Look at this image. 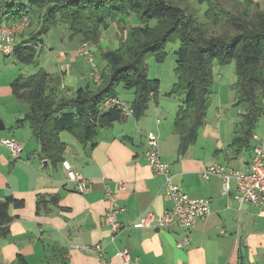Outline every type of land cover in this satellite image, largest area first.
Listing matches in <instances>:
<instances>
[{"label":"crops","instance_id":"1","mask_svg":"<svg viewBox=\"0 0 264 264\" xmlns=\"http://www.w3.org/2000/svg\"><path fill=\"white\" fill-rule=\"evenodd\" d=\"M12 21L14 19L3 16L0 24L8 25ZM110 30L113 33L106 37ZM29 34L30 30H26L16 41L28 39ZM117 34L116 24L109 22L103 30L100 46L107 42L113 48L118 47ZM75 38L79 40L67 48L68 52L60 50L55 57L54 70L43 66L51 73H63V90L69 94L93 79L91 64L80 51L83 37ZM51 59L54 60L52 55L49 61ZM230 65L235 67L233 63ZM224 68L215 66V77L225 79ZM229 72L228 81L222 80V83L231 92L228 100L235 104L232 84L237 74L235 68ZM170 78L171 84L164 85L166 95L151 103L145 116L139 119L127 116L103 127L95 139V147L84 146L73 135L65 141L68 145L65 160L90 182L84 192L68 180L62 164L54 166L49 162L48 167H44V160L39 156L40 146L28 136L26 126L22 128V135L18 132L14 136L16 131L13 132V139L23 145V151L19 156L11 152L22 162L15 164L11 172L26 167L30 175L13 178L0 173V202L8 195L25 202L22 207L12 206L11 214L15 217L8 224L9 232L3 235L0 228V264H17L19 254L29 264H55L50 262L49 256L57 248L68 250L67 264H264V207L238 201L235 179L231 181V193L224 194L220 178L203 176L204 169L215 162L237 169L250 165L252 156L243 159L241 165L227 163L234 160L230 144L239 117L228 109L223 114L217 108L206 118L196 143L181 154L174 119L183 97L177 102L170 101L172 96L167 94L177 82L175 72ZM12 81L13 78L10 83ZM23 114L24 111L19 116ZM148 131L159 136L162 159L170 164L173 182L193 197L212 200L211 213L189 230L158 225V217L170 203L163 196L164 177L153 171L145 157ZM4 136L7 134L0 133V138ZM261 139H264V130L258 128L255 140ZM5 148L12 151L10 147ZM108 192L117 197L123 208L117 215L121 225L117 231L104 220L109 209ZM56 195H59L57 202L51 201ZM41 197H45L46 202L39 208ZM185 234L188 242L179 247ZM95 244L103 247L105 259L88 250ZM125 249L126 256L121 254Z\"/></svg>","mask_w":264,"mask_h":264},{"label":"trees","instance_id":"2","mask_svg":"<svg viewBox=\"0 0 264 264\" xmlns=\"http://www.w3.org/2000/svg\"><path fill=\"white\" fill-rule=\"evenodd\" d=\"M198 1L207 5L206 22L198 20L197 11L186 0H0V19L8 16L19 20L22 15L30 19L26 29L30 30L29 38L17 41L14 51L6 56L38 68L34 74L20 73L11 87L16 99L28 105L18 125L29 124L40 146V158L54 166L62 164L68 146L61 138L65 131L84 146L95 147L103 127L128 116L119 105L103 107L109 98L131 107L130 116H145L151 103L158 102L161 80L149 76L144 59L153 55L157 62H164L167 44L177 40V82L168 94L183 97L174 119L179 152L186 153L196 143L206 122L218 61L221 66L235 65L234 105L242 108L230 144L231 155L237 159L245 150H252L253 156L257 124L264 117V1ZM133 16L138 23H126L125 17ZM109 20L117 21L122 30L117 48L100 46ZM63 23L72 35H82L83 42L99 49L105 61V68L100 70L90 45L100 79H92V86L79 87L72 94L63 90V73L47 71L39 56L42 35ZM121 84L134 89L131 104L117 96ZM58 197L51 201L57 202ZM45 202V197L39 198L38 207ZM24 204L13 195L0 202L3 235L9 232L8 224L15 217L12 206ZM67 252L66 248L53 249L50 262L67 264ZM17 264L29 263L19 254Z\"/></svg>","mask_w":264,"mask_h":264},{"label":"built area","instance_id":"3","mask_svg":"<svg viewBox=\"0 0 264 264\" xmlns=\"http://www.w3.org/2000/svg\"><path fill=\"white\" fill-rule=\"evenodd\" d=\"M29 22V17L27 15H22L19 20H14L8 25H0V35L2 39L0 42L1 53L9 55L14 51L17 36L27 29ZM80 51L87 57L91 64V78L98 82L100 74L89 43L86 41L83 42ZM114 105H119L126 115H133L132 108L116 98L107 99L103 107L108 108ZM3 143L11 148L15 156H18L23 150V145L15 140L4 139ZM145 157L153 171L164 177L163 196L170 203V206L158 217L159 227L170 228L172 226H179L189 230L194 227L200 219L205 218L211 213V198L193 197L182 191L180 186L173 182L170 164L162 159L159 136L154 131L147 132ZM62 166L66 171L68 180L75 183L77 190L84 192L88 189L89 180L80 171L74 169L69 160H64ZM203 176L205 179H210L212 177L220 178L224 194L231 193V181L235 179L238 188L235 197L238 201L242 203L249 202L264 207V139L257 140L251 163L246 169H237L215 162L204 169ZM120 185L123 187L122 182ZM107 198L109 200V209L104 216V220L114 231H117L121 228L117 220V215L123 208L118 204L117 197L111 192L107 193ZM187 242L188 235L185 234L183 241L179 242L178 246L182 247ZM73 246L79 245L74 244ZM88 250L94 251L99 258L105 259L103 247L101 245L95 244L92 248H88ZM121 254L126 256L127 250L121 251Z\"/></svg>","mask_w":264,"mask_h":264},{"label":"rangeland","instance_id":"4","mask_svg":"<svg viewBox=\"0 0 264 264\" xmlns=\"http://www.w3.org/2000/svg\"><path fill=\"white\" fill-rule=\"evenodd\" d=\"M186 1L191 5L192 8H194L197 11L198 20L200 22H206L207 17L205 12L207 9V5L205 3L201 4L198 0H186ZM254 1L263 2L264 0H254ZM125 21L126 23L129 24L138 23V21L136 20V18H134V16L133 18L125 17ZM109 22L111 23L114 22L116 24L119 30V34H117V37L119 38L118 40L120 42L122 30L119 27L118 22L113 20L112 21L109 20ZM109 33L112 34L113 31L112 30L108 31L107 34H105V36L108 35ZM76 36L78 35H72L66 23L57 25L56 27L52 28L48 33L43 34L41 37L43 42L42 45H40L41 47L39 51L40 60L41 63L43 64L42 66H44L48 70H54L56 68L55 57H57L60 54V50L63 51L66 50L68 52L67 48H71L74 45V43L79 40V38L74 39V37ZM89 45H91V47L95 49V58L98 63L99 69L102 70L103 68H105V61L101 57L100 50L97 49L92 43H90ZM179 45L180 42L178 40L174 42H169L167 44L166 46L167 58L165 59L164 62H160V63L157 62L153 55H148L144 59V62L148 68L149 76L151 78H159L161 80V88L159 93L160 98H164V95H166L164 85L169 86L171 84L169 80L171 79L170 78L171 74L175 72V66H176L175 51L179 48ZM103 47L113 48V45L104 42ZM51 55L54 60L51 59V61H49ZM215 66L218 68L225 67L224 69L226 70L225 72L226 77L225 79H218L217 77H215L214 79V82L212 84L213 95L209 106L207 118L210 116L209 114H213V112L217 111L216 110L217 108L218 110H221L223 114L228 109L234 112L235 115L240 118V112L242 111V108L236 107L234 105V102L230 103L228 97L231 92H229V90L225 88V84L222 83V80L228 81L229 73H230L229 70L230 69L233 70V68L235 67L231 65L221 66L218 61L215 63ZM37 70L38 68H36L33 65L22 63L13 56H6L5 54L0 53V78L2 79L0 82V112L2 116L0 118V125L4 122L7 127L6 129L0 128V133L7 134L6 137L4 136L0 138V173L4 172V174L12 175L11 177L13 178L27 177L30 175V171L28 170V168L22 167L21 169L19 168L18 170H16L14 173L11 172V168H13L15 164L22 162L16 160L17 158H14L15 156H12L11 154L12 151H10L9 149L6 150L5 147H9V146L3 143L4 139L15 140L16 138L13 139V132L16 131L14 133V136H16L18 132L20 133V135H22L24 133V130H22V128L26 126V129H28L27 130L28 136L31 137V139L34 140L35 142L37 141L33 137V134L31 132L28 123L23 124L21 126L18 125V120L24 116L26 111H28V105L24 102H19V100H17L16 97L13 95L10 80H12V78L14 80L21 72L30 75V74H34ZM87 83L88 84L85 83L84 87L88 85L91 86L94 84L92 80H89ZM233 93L235 96L236 95L235 90L233 91ZM117 96L119 97L120 100L128 102V104L129 103L131 104L132 101L134 100V89L125 88L124 85L121 84L117 87ZM167 96H172L170 98L171 99L170 101L177 102L182 99V96L168 95V94ZM226 101L228 102V104H226ZM23 111L24 114L20 117L19 114H21V112ZM257 128H261L262 131L264 130V117L260 119L259 123L257 124ZM61 138L62 140L66 141L67 139L72 138V134L67 131L62 132ZM15 141L18 142L17 140ZM251 156H252V150H245L243 154L240 157H238L239 159L229 160L227 161V163L229 162V164L234 166L241 165L243 159H250ZM21 159H25V158L22 157Z\"/></svg>","mask_w":264,"mask_h":264},{"label":"water","instance_id":"5","mask_svg":"<svg viewBox=\"0 0 264 264\" xmlns=\"http://www.w3.org/2000/svg\"><path fill=\"white\" fill-rule=\"evenodd\" d=\"M0 128H2V129H4L5 128V125H0ZM43 164H44V167H48V164H49V161H48V159H45L44 161H43Z\"/></svg>","mask_w":264,"mask_h":264}]
</instances>
